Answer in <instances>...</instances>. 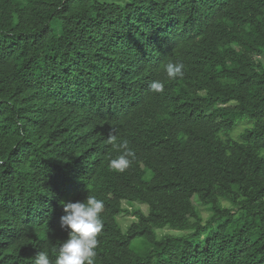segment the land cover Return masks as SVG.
I'll return each mask as SVG.
<instances>
[{"label":"trees","instance_id":"1","mask_svg":"<svg viewBox=\"0 0 264 264\" xmlns=\"http://www.w3.org/2000/svg\"><path fill=\"white\" fill-rule=\"evenodd\" d=\"M263 57L264 0H0V264H54L88 194L95 264H264Z\"/></svg>","mask_w":264,"mask_h":264},{"label":"clouds","instance_id":"2","mask_svg":"<svg viewBox=\"0 0 264 264\" xmlns=\"http://www.w3.org/2000/svg\"><path fill=\"white\" fill-rule=\"evenodd\" d=\"M183 68L184 65L179 62L165 65L167 76L171 79L182 77ZM150 89L156 93L163 92L164 84L154 81L150 84ZM109 143L115 144L114 136H109ZM116 147L123 149V152L111 159L109 166L114 171L123 173L135 159V153L128 147L126 140L116 144ZM62 206L65 214L60 219V226L69 231L68 238L58 248L54 264H95L98 237L103 229L101 213L104 202L95 195L88 194L84 201L66 202ZM34 264H53V261L46 251H39L35 255Z\"/></svg>","mask_w":264,"mask_h":264},{"label":"rangeland","instance_id":"3","mask_svg":"<svg viewBox=\"0 0 264 264\" xmlns=\"http://www.w3.org/2000/svg\"><path fill=\"white\" fill-rule=\"evenodd\" d=\"M263 62H264V57L262 58ZM239 121V120H238ZM249 125V123L247 121H243V122H238V125L236 126L235 130L232 132V136L237 138L238 134L243 130V128L245 126ZM193 202L197 205H199V201H196L195 197L193 198ZM124 207H127L129 209V211H132L135 208H140L143 211L146 210L145 205L134 202L133 204H127L126 202L123 203ZM203 216L204 218H206L208 216V212L207 211H203ZM120 225L122 226L123 229H125L127 226H129L133 221H135V217L132 215V213L130 212H126L123 213L121 215H119L117 217ZM157 233L159 234V236H161L162 234H173V235H181V234H186L187 231H181V230H177V229H171L168 227L165 228H159L157 229Z\"/></svg>","mask_w":264,"mask_h":264}]
</instances>
